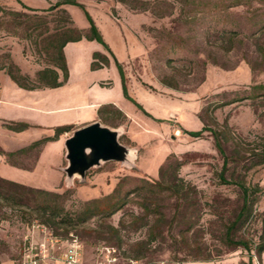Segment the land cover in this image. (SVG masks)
<instances>
[{
	"label": "rangeland",
	"instance_id": "obj_1",
	"mask_svg": "<svg viewBox=\"0 0 264 264\" xmlns=\"http://www.w3.org/2000/svg\"><path fill=\"white\" fill-rule=\"evenodd\" d=\"M57 1L0 0L2 110L8 113L7 101L39 102L40 108L52 103L55 110L30 115L26 122L0 116V146L16 150L54 135L56 127L71 126L48 146L40 166L45 145L10 159L26 172L1 170L0 175L65 194L67 209L108 195L126 204L110 216L92 217L68 234L59 230L58 237L45 226L37 227V222L0 218V264H21L29 242L49 244L52 237L60 240L52 252L54 264H64L63 253L73 237L82 245L80 264H248L250 258L253 264H264V253H257L264 238V100L251 91L253 85L264 83V58L258 50L264 42V32L259 33L264 0L232 7L234 0H208L209 5L194 14L176 4L163 18L116 0H77L106 46L87 39L68 43L67 82L58 88L22 89L8 70L18 68L34 79L38 70L52 66L49 53L66 38V27H74V35L89 32L83 8L66 4L49 10ZM221 1L228 8L215 10L213 5ZM224 29L237 31L240 40L224 44ZM96 51L108 57V66L91 68ZM117 63L133 101L123 94ZM166 79L176 87L166 85ZM94 80L100 81L97 88L106 91L109 101L124 108L121 114L106 111L100 118L119 131V141L133 150L134 158L130 164L103 162L90 168L84 179L69 181L63 143L92 118V109L81 105L100 100L92 90ZM21 113L20 118L29 114ZM6 122H24L29 128L17 133L7 129ZM204 126L210 131L200 137L187 133ZM212 131L219 134L223 152ZM238 183L257 192L250 215L237 224L229 241L227 228L244 201ZM169 187L183 194L178 197ZM240 240L248 247L235 244ZM106 247L115 248L113 259Z\"/></svg>",
	"mask_w": 264,
	"mask_h": 264
},
{
	"label": "trees",
	"instance_id": "obj_2",
	"mask_svg": "<svg viewBox=\"0 0 264 264\" xmlns=\"http://www.w3.org/2000/svg\"><path fill=\"white\" fill-rule=\"evenodd\" d=\"M124 5H126L129 9L134 11H150L154 16L158 18H163L167 15L173 13L176 4H179L183 7L188 8V14H194L199 9L203 7H207L209 5L208 0H176V2H170L168 0H116ZM243 0H234L232 6H238L242 4ZM66 4H74L78 5L84 9L83 5L78 3L77 0H59L54 5L49 7V10H55L60 8ZM229 5H224L223 1L221 3H215L213 8L215 10L227 9ZM85 11V9H84ZM66 13V11L63 10ZM85 14L89 20L90 27L89 32L86 34L78 33L74 35L73 32H76L74 27H66L63 32L66 38L59 39L56 44L53 45L51 52L49 53L50 59L52 62V66H46L37 71L34 79L23 75L20 73L19 69L16 68V72L13 70H8L7 74L10 78L16 83V85L25 90H38L44 88H58L62 86L65 82H67L69 78V68L66 60V55L64 52L65 46L70 42L81 41L82 39H87L89 41H97L106 46L105 42L102 39L100 32L98 31L93 19L91 16L85 11ZM264 32V22L259 30V33ZM224 37V44H230L232 46L233 42L238 36L237 31L232 30H222L220 32ZM226 46V45H225ZM227 50H230L229 47H226ZM258 50L264 58V42L261 45H258ZM109 65V59L106 55L100 52L93 53V61L91 63L92 69L103 68L104 66ZM118 69L120 71L122 81H123V94L127 99L133 101L132 98L129 97L125 77L123 73V69L119 63H117ZM164 83L170 87H176L174 83L166 79ZM252 96L260 97L264 100V83L256 84L251 87ZM139 106V105H138ZM140 107V106H139ZM106 111H113L122 113V111L118 109H109L107 107H102L99 109V114H102ZM4 126L15 132H22L29 128V125L24 122H11L5 123ZM71 130V126H59L55 128L54 135L41 138L39 140L34 141L29 146L17 150L15 152H6L0 147V155L6 157V161L13 165L15 163L10 162V159L14 157L18 153L27 152L30 149H36L44 146L48 142L57 141L63 133L69 132ZM205 131H210L207 127H203L200 131H189L187 132L193 137H200L203 135ZM214 134L216 144L219 148L220 152H223L220 148V136L217 132L212 131ZM226 160L224 163V167L226 166ZM224 182H227L222 178ZM243 192V205L238 212L236 218L227 228L226 236L229 241L231 240V234L233 229L237 226L239 222H241L244 218H248L250 215V207L254 201H252V197L255 195L257 191H251L249 187H246L243 183H238ZM168 188V187H166ZM178 197L183 194V190L180 189H172L169 187ZM65 198V194L54 193L42 188H35L29 185L16 182L7 178L0 176V218L2 219H10L12 217H16L18 220L25 224H32L33 222H37L42 224L43 226L49 228L54 236H60L59 230L64 232L65 234L70 233L73 229L78 228L89 219L95 216H110L117 211L121 210L125 204V200L117 199L113 201L114 197L108 195L102 199H96L92 201H87L80 203L76 208L71 207L67 209L63 200ZM114 231L119 233V229L115 228ZM259 243L257 247V253L261 256L264 253V238ZM236 245H241L244 248H247L248 245L245 241H237ZM248 264H253L252 259Z\"/></svg>",
	"mask_w": 264,
	"mask_h": 264
},
{
	"label": "water",
	"instance_id": "obj_3",
	"mask_svg": "<svg viewBox=\"0 0 264 264\" xmlns=\"http://www.w3.org/2000/svg\"><path fill=\"white\" fill-rule=\"evenodd\" d=\"M119 136V131L99 121L76 129L64 142L67 166L63 169L68 180L84 179L90 168L103 162L132 163L134 152L119 141Z\"/></svg>",
	"mask_w": 264,
	"mask_h": 264
},
{
	"label": "crops",
	"instance_id": "obj_4",
	"mask_svg": "<svg viewBox=\"0 0 264 264\" xmlns=\"http://www.w3.org/2000/svg\"><path fill=\"white\" fill-rule=\"evenodd\" d=\"M80 42V41H79ZM71 43V42H70ZM69 43V44H70ZM80 43H78V45H79ZM68 45V44H67ZM66 45V46H67ZM66 46H65V49H64V52H65V55H66V60H67V53H66ZM96 52H98V51H96ZM67 64H68V61H67ZM68 68H69V65H68ZM100 84V81H96V80H94L93 82H92V86H95L94 87V89H92L94 92H97V93H99L100 94V97L98 98V99H100V100H95V101H92L91 102V104H89V106L88 105H81V106H86L87 108H90V109H92V118H91V120L89 121V122H87V123H85V124H81L82 126H85V125H87V124H90V123H93V122H96V121H101V123H103V120L100 118V114H99V109L100 108H102V107H107V108H109V109H113V108H115V109H118V110H120V111H122V112H124V108H122V106H119L120 104H118L116 101H109L110 99H109V97H108V94L106 93V91H104L103 89H98L97 87H98V85ZM4 93V90L3 89H0V95H2ZM2 96H0V102L2 101ZM104 99V100H103ZM4 100V99H3ZM95 102V103H94ZM7 103L9 104V106H10V108H9V110H7L8 111V113H6V111H4V109L2 110V107H1V104H0V116H1V118H3V119H5L6 121L7 120H9V121H24V122H26V121H28V120H26V119H30L29 117H30V115L31 116H37L38 117V114L39 113H41V114H44V115H48V114H50L51 112H53V111H55L54 110V108L52 107L53 106V104L52 103H49L48 104V106H44V103H43V107L41 106V108H40V104H39V102H31L29 105H23L22 103H19V102H16V101H7ZM47 105V104H46ZM50 105V106H49ZM75 107H80V106H75ZM27 111V112H29V114H27V113H25V118H20V116L19 115H22V113L21 114H18L19 112H22V111ZM9 113H15L17 116H11V115H9ZM77 121V120H76ZM79 121V120H78ZM6 123H8V122H6ZM28 123H32V122H28ZM36 124V123H35ZM34 125V124H33ZM78 126V125H77ZM81 126V127H82ZM26 130H28V128L26 129ZM26 130H24V131H26ZM24 131H22V132H24ZM17 133H20V132H17ZM46 137H48V136H46ZM42 138H44V137H42ZM41 139V138H40ZM39 140V139H38ZM36 141V140H35ZM58 141V140H57ZM34 141H32L30 144H32ZM53 142H55V141H53ZM65 142V141H64ZM52 142H48L47 144H45V146H44V148H43V150H42V152H41V154H40V156H39V160H38V163H39V166H40V164L42 163V161H43V159H44V156H45V152H46V150H47V148H48V146L51 144ZM29 144V145H30ZM64 144V143H63ZM29 145H27V146H29ZM27 146H25V147H27ZM1 147V146H0ZM25 147H21V148H18V149H16V150H6V149H4V148H2L4 151H6V152H15V151H17V150H20V149H22V148H25ZM62 155L63 154H61V159L60 160H62ZM39 166H38V168H39ZM1 170H4V171H6V173H12V174H14V173H18V174H20V173H22V171H25L26 172V170H23V169H19V168H17V166H13V165H11V164H9L7 161H6V157H4V156H2V155H0V171ZM21 171V172H20ZM7 176H4V175H0V176H2V177H4V178H7V179H10V180H13V181H16V182H20L17 178L15 179V178H12L11 176H9L8 174H6ZM20 183H22V182H20ZM23 184H26V185H29V184H27V183H23Z\"/></svg>",
	"mask_w": 264,
	"mask_h": 264
},
{
	"label": "built area",
	"instance_id": "obj_5",
	"mask_svg": "<svg viewBox=\"0 0 264 264\" xmlns=\"http://www.w3.org/2000/svg\"><path fill=\"white\" fill-rule=\"evenodd\" d=\"M37 227L44 228L43 225L38 224ZM51 243H40L35 246L31 242L25 247L23 260L21 264H54L52 252L59 239L56 237L51 238ZM105 251L110 258L116 253L115 248L106 247ZM63 263L64 264H80L82 259V245L80 241L73 237L68 243L67 248L63 253Z\"/></svg>",
	"mask_w": 264,
	"mask_h": 264
}]
</instances>
